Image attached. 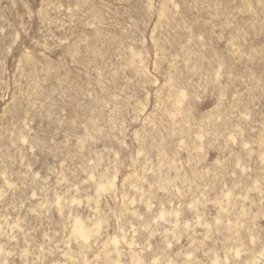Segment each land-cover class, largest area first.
Listing matches in <instances>:
<instances>
[{"label":"rangeland","instance_id":"obj_1","mask_svg":"<svg viewBox=\"0 0 264 264\" xmlns=\"http://www.w3.org/2000/svg\"><path fill=\"white\" fill-rule=\"evenodd\" d=\"M0 264H264V0H0Z\"/></svg>","mask_w":264,"mask_h":264}]
</instances>
